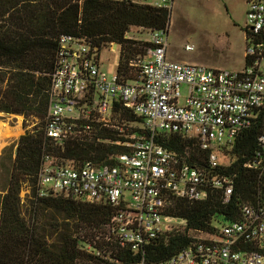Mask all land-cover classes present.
<instances>
[{
	"label": "built area",
	"instance_id": "1",
	"mask_svg": "<svg viewBox=\"0 0 264 264\" xmlns=\"http://www.w3.org/2000/svg\"><path fill=\"white\" fill-rule=\"evenodd\" d=\"M132 1L170 12L175 4V0ZM246 4V65L240 71L169 60V27L150 32L152 46L136 65L142 76L125 84L117 73L102 70L99 50L91 42L61 37L47 137L64 145L90 134L92 124L124 135L123 128L112 124L116 103L142 119L149 137L133 135V153L117 158L112 166L87 163L79 168L44 157L37 179L39 197L110 204L115 214L107 227V242L142 254L138 264H148L145 254L151 240L174 233L186 235L189 242L163 264H264V136L244 165L259 182L254 198L238 205L239 220L217 217L214 230L207 232L168 215L169 194L194 203L219 193L224 205L241 198L235 178L220 174L219 169L221 154L232 148L264 107V0H246ZM186 51L193 52L194 46H186ZM183 86L188 88L185 98ZM159 134L195 139L203 151L210 152L209 169L191 167L158 146ZM95 254L102 257L103 253Z\"/></svg>",
	"mask_w": 264,
	"mask_h": 264
},
{
	"label": "trees",
	"instance_id": "2",
	"mask_svg": "<svg viewBox=\"0 0 264 264\" xmlns=\"http://www.w3.org/2000/svg\"><path fill=\"white\" fill-rule=\"evenodd\" d=\"M171 12L138 5L132 0H0V113L24 116L38 124L9 153L4 166L6 182L0 187V264H138L142 254L130 247L108 243L107 227L115 209L106 203H86L51 195L39 197L38 174L44 157L59 163L83 167L112 166L117 158L131 155L132 136L149 137L141 118L116 103L114 119L133 123L122 135L114 129L92 124L93 131L60 145L46 135L52 77L56 70L61 37L86 39L98 49L117 45L120 62L117 74L125 84L139 81L136 65L151 48L148 42L129 39L131 29L149 32L170 27ZM264 136V107L253 125L244 131L232 148L221 154L219 173L238 182L237 195L224 205L219 193L204 202H190L169 194L168 215L187 220L193 230L212 232L217 217L230 222L240 219V203L256 195L257 175L244 169ZM155 143L178 156L191 167L208 170L210 152L195 139L159 134ZM12 152V148H11ZM31 188L29 219L23 215L22 190ZM56 213L69 224H50L47 213ZM182 233L151 240L146 248L148 264H163L188 244ZM89 248L91 249L89 251ZM102 252V257L96 256Z\"/></svg>",
	"mask_w": 264,
	"mask_h": 264
},
{
	"label": "rangeland",
	"instance_id": "3",
	"mask_svg": "<svg viewBox=\"0 0 264 264\" xmlns=\"http://www.w3.org/2000/svg\"><path fill=\"white\" fill-rule=\"evenodd\" d=\"M247 9L246 0H175L168 34V55L172 57L171 61L222 70H243L246 65ZM127 37L140 42H149L150 32L133 28ZM188 45L194 46L193 52L186 51ZM99 59L105 73L109 75L117 73L120 51L113 46L107 47L102 50ZM181 95L183 98L187 97L186 86L182 87ZM37 124L31 119L26 120L24 116L0 113V187L6 182L4 166H10L9 153L15 156L19 139ZM112 124L123 128L124 133H127L125 126L128 128L139 126L133 123H121L115 119ZM4 129L9 131L8 138L3 137ZM30 195L31 188L24 186L21 193L22 210L23 215L28 219ZM46 215L49 221L44 227L49 232L50 224H69L59 214L51 212ZM219 222L221 225L224 224L223 219H219Z\"/></svg>",
	"mask_w": 264,
	"mask_h": 264
},
{
	"label": "bare ground",
	"instance_id": "4",
	"mask_svg": "<svg viewBox=\"0 0 264 264\" xmlns=\"http://www.w3.org/2000/svg\"><path fill=\"white\" fill-rule=\"evenodd\" d=\"M3 128H6V126H3ZM5 131H4V135H3V137L4 138H8L9 137V131L8 130H6V129H4ZM0 135H1V132H0Z\"/></svg>",
	"mask_w": 264,
	"mask_h": 264
},
{
	"label": "crops",
	"instance_id": "5",
	"mask_svg": "<svg viewBox=\"0 0 264 264\" xmlns=\"http://www.w3.org/2000/svg\"><path fill=\"white\" fill-rule=\"evenodd\" d=\"M168 59H169V60H172V57H171L170 55H168Z\"/></svg>",
	"mask_w": 264,
	"mask_h": 264
},
{
	"label": "water",
	"instance_id": "6",
	"mask_svg": "<svg viewBox=\"0 0 264 264\" xmlns=\"http://www.w3.org/2000/svg\"><path fill=\"white\" fill-rule=\"evenodd\" d=\"M114 48L117 50V48H118L117 45H114Z\"/></svg>",
	"mask_w": 264,
	"mask_h": 264
}]
</instances>
